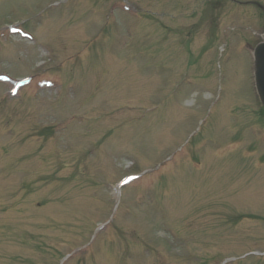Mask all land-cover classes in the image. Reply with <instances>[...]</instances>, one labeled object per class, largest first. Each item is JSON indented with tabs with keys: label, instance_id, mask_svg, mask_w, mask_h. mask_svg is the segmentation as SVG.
<instances>
[{
	"label": "rangeland",
	"instance_id": "374dc122",
	"mask_svg": "<svg viewBox=\"0 0 264 264\" xmlns=\"http://www.w3.org/2000/svg\"><path fill=\"white\" fill-rule=\"evenodd\" d=\"M264 0H0V264H264Z\"/></svg>",
	"mask_w": 264,
	"mask_h": 264
},
{
	"label": "water",
	"instance_id": "95a60500",
	"mask_svg": "<svg viewBox=\"0 0 264 264\" xmlns=\"http://www.w3.org/2000/svg\"><path fill=\"white\" fill-rule=\"evenodd\" d=\"M264 10V5L255 2ZM255 59V84L260 100L264 106V41L259 43L254 49Z\"/></svg>",
	"mask_w": 264,
	"mask_h": 264
},
{
	"label": "flooded vegetation",
	"instance_id": "af4514ba",
	"mask_svg": "<svg viewBox=\"0 0 264 264\" xmlns=\"http://www.w3.org/2000/svg\"><path fill=\"white\" fill-rule=\"evenodd\" d=\"M263 40H264V36L261 38V40H260V41L256 42V44H258V43L262 42ZM261 110L263 111V109H261Z\"/></svg>",
	"mask_w": 264,
	"mask_h": 264
}]
</instances>
